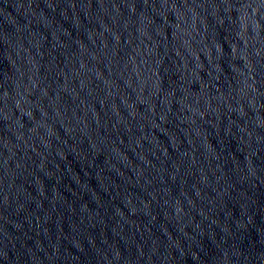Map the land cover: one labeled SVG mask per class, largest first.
Masks as SVG:
<instances>
[{
	"label": "water",
	"instance_id": "obj_1",
	"mask_svg": "<svg viewBox=\"0 0 264 264\" xmlns=\"http://www.w3.org/2000/svg\"><path fill=\"white\" fill-rule=\"evenodd\" d=\"M0 264H264V0H0Z\"/></svg>",
	"mask_w": 264,
	"mask_h": 264
}]
</instances>
